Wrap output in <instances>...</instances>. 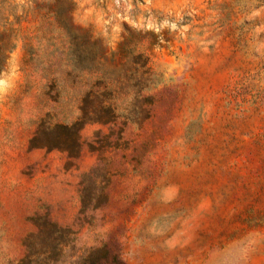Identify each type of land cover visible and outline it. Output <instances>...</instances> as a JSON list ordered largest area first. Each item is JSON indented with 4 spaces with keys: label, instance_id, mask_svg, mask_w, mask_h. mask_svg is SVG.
<instances>
[{
    "label": "rangeland",
    "instance_id": "1",
    "mask_svg": "<svg viewBox=\"0 0 264 264\" xmlns=\"http://www.w3.org/2000/svg\"><path fill=\"white\" fill-rule=\"evenodd\" d=\"M83 106L77 158L31 148ZM37 215L73 255L264 264V0H0V264Z\"/></svg>",
    "mask_w": 264,
    "mask_h": 264
},
{
    "label": "trees",
    "instance_id": "2",
    "mask_svg": "<svg viewBox=\"0 0 264 264\" xmlns=\"http://www.w3.org/2000/svg\"><path fill=\"white\" fill-rule=\"evenodd\" d=\"M90 99L87 95L83 99V104ZM111 115L99 106L92 113L86 112V107L81 110V117L70 126H57L56 129L62 131V136H57L51 145L39 144L42 132H39L31 140V148L57 149L66 152L69 158L75 159L79 155L80 138L79 132L82 127L89 123H102V115ZM93 115V119H88V115ZM86 204V196L82 199ZM36 232L29 235L25 240V254L17 264H123L120 259V248L115 242L105 244L102 247L89 250L85 254L73 255L68 252L73 242V232L70 228H62L52 222L47 215H37L34 218Z\"/></svg>",
    "mask_w": 264,
    "mask_h": 264
}]
</instances>
